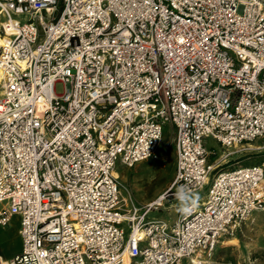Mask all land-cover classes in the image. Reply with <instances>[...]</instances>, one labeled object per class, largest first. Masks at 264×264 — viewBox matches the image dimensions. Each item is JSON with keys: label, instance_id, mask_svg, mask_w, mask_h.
Listing matches in <instances>:
<instances>
[{"label": "built area", "instance_id": "built-area-1", "mask_svg": "<svg viewBox=\"0 0 264 264\" xmlns=\"http://www.w3.org/2000/svg\"><path fill=\"white\" fill-rule=\"evenodd\" d=\"M168 124L171 184L128 203L118 163L157 158ZM255 148L264 0H0V225L21 236L0 264H211L264 209V162L216 172ZM182 185L198 206L160 217Z\"/></svg>", "mask_w": 264, "mask_h": 264}, {"label": "rangeland", "instance_id": "rangeland-1", "mask_svg": "<svg viewBox=\"0 0 264 264\" xmlns=\"http://www.w3.org/2000/svg\"><path fill=\"white\" fill-rule=\"evenodd\" d=\"M62 86L57 87L61 91ZM168 124L165 128L159 155L155 159L143 161L132 167L118 163L116 172L122 183V195L128 203L144 205L157 198L171 184L176 168L175 134ZM256 145L257 143H253ZM209 149L216 148L222 152L220 145L213 139H207ZM231 160L216 169V172L238 164L264 162V148L236 153ZM214 161V159L212 160ZM160 211V217L174 221L177 209ZM157 213V212H155ZM0 225V255L13 252L18 243L15 240L17 222L8 226ZM264 209L255 210L243 223L237 234L220 242L211 264H264ZM257 256V257H256Z\"/></svg>", "mask_w": 264, "mask_h": 264}, {"label": "clouds", "instance_id": "clouds-1", "mask_svg": "<svg viewBox=\"0 0 264 264\" xmlns=\"http://www.w3.org/2000/svg\"><path fill=\"white\" fill-rule=\"evenodd\" d=\"M178 201L177 211L181 215L191 214L198 206L199 195L191 190L188 185H182L175 193ZM163 199V197H161Z\"/></svg>", "mask_w": 264, "mask_h": 264}, {"label": "crops", "instance_id": "crops-1", "mask_svg": "<svg viewBox=\"0 0 264 264\" xmlns=\"http://www.w3.org/2000/svg\"><path fill=\"white\" fill-rule=\"evenodd\" d=\"M14 222H17L18 226H17V229H16V232H15V240L17 241L18 243V246L17 248L11 252L10 254H7L6 256H2L3 258L5 259H10L12 258L16 253L20 252L21 251V236H20V232H19V228H20V224H19V218L18 217H15L14 220L12 221L11 224H13ZM9 224V225H11ZM8 226V225H7ZM2 227V226H1ZM185 264H189L188 261H185Z\"/></svg>", "mask_w": 264, "mask_h": 264}, {"label": "bare ground", "instance_id": "bare-ground-1", "mask_svg": "<svg viewBox=\"0 0 264 264\" xmlns=\"http://www.w3.org/2000/svg\"><path fill=\"white\" fill-rule=\"evenodd\" d=\"M115 175H116L118 178H120V177L118 176L117 172H116V169H115Z\"/></svg>", "mask_w": 264, "mask_h": 264}, {"label": "trees", "instance_id": "trees-1", "mask_svg": "<svg viewBox=\"0 0 264 264\" xmlns=\"http://www.w3.org/2000/svg\"><path fill=\"white\" fill-rule=\"evenodd\" d=\"M236 164H238V163H236ZM262 255H264V253H261ZM257 257V256H256Z\"/></svg>", "mask_w": 264, "mask_h": 264}, {"label": "snow or ice", "instance_id": "snow-or-ice-1", "mask_svg": "<svg viewBox=\"0 0 264 264\" xmlns=\"http://www.w3.org/2000/svg\"><path fill=\"white\" fill-rule=\"evenodd\" d=\"M181 42H183V41H181Z\"/></svg>", "mask_w": 264, "mask_h": 264}]
</instances>
